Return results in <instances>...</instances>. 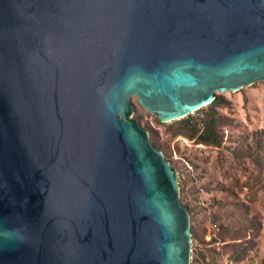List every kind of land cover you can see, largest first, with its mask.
<instances>
[{"label":"water","instance_id":"95a60500","mask_svg":"<svg viewBox=\"0 0 264 264\" xmlns=\"http://www.w3.org/2000/svg\"><path fill=\"white\" fill-rule=\"evenodd\" d=\"M264 79V0H0V264H190L177 174L129 119Z\"/></svg>","mask_w":264,"mask_h":264},{"label":"rangeland","instance_id":"374dc122","mask_svg":"<svg viewBox=\"0 0 264 264\" xmlns=\"http://www.w3.org/2000/svg\"><path fill=\"white\" fill-rule=\"evenodd\" d=\"M215 95L223 103L195 110L190 122L200 125L213 112L216 145L176 133L181 118L162 122L136 96L129 119L176 171L189 214L190 263L264 264V79Z\"/></svg>","mask_w":264,"mask_h":264},{"label":"trees","instance_id":"16d2710c","mask_svg":"<svg viewBox=\"0 0 264 264\" xmlns=\"http://www.w3.org/2000/svg\"><path fill=\"white\" fill-rule=\"evenodd\" d=\"M223 98L220 96L214 97V99L207 104L210 111H213L215 106L223 103ZM190 114L188 116L177 120V132L176 133H186L188 138H195L198 142L204 144H218L220 142V137L217 132V120L214 113H209L202 121L199 123H192ZM187 130V131H186ZM190 264H196L191 262Z\"/></svg>","mask_w":264,"mask_h":264}]
</instances>
